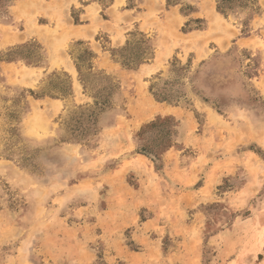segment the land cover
Wrapping results in <instances>:
<instances>
[{
    "label": "rangeland",
    "instance_id": "obj_1",
    "mask_svg": "<svg viewBox=\"0 0 264 264\" xmlns=\"http://www.w3.org/2000/svg\"><path fill=\"white\" fill-rule=\"evenodd\" d=\"M113 1L0 0V264H264V0Z\"/></svg>",
    "mask_w": 264,
    "mask_h": 264
},
{
    "label": "crops",
    "instance_id": "obj_2",
    "mask_svg": "<svg viewBox=\"0 0 264 264\" xmlns=\"http://www.w3.org/2000/svg\"><path fill=\"white\" fill-rule=\"evenodd\" d=\"M117 4H119L118 7H117L119 10L120 9L121 10H124V11H122L123 13H125V12L130 13V14H127L129 18L134 17V15L131 14L130 10L123 9L122 6L125 4V0H114L113 3L106 10V13L108 15H110V17L108 19H106V20L103 19L101 21L97 16H95L93 19H86V22L84 24H82V26H85V27H89L90 26L91 28H93V26L98 25V28H97V32L96 33H100L102 31H108L111 27L114 30L116 28H119V27H125V24H123L122 22H119L117 24L115 23V21H116V19H115V12H116L115 9H116ZM89 6H91V5L86 4V5H84L83 8L84 9H87ZM84 13H86V12H84ZM91 28H85V31L87 32L88 35H85V36L82 35L81 37H84V38H86L88 40H91L92 39V36H94V33L93 34H90V33H92V32H90L92 30ZM92 48H93L92 49L93 50V53L96 55V58H97V53H99L98 52V49L99 48L97 49L95 46H93Z\"/></svg>",
    "mask_w": 264,
    "mask_h": 264
},
{
    "label": "snow or ice",
    "instance_id": "obj_3",
    "mask_svg": "<svg viewBox=\"0 0 264 264\" xmlns=\"http://www.w3.org/2000/svg\"><path fill=\"white\" fill-rule=\"evenodd\" d=\"M157 133H154V132H149L148 133V137L151 138L152 136L156 135Z\"/></svg>",
    "mask_w": 264,
    "mask_h": 264
},
{
    "label": "bare ground",
    "instance_id": "obj_4",
    "mask_svg": "<svg viewBox=\"0 0 264 264\" xmlns=\"http://www.w3.org/2000/svg\"><path fill=\"white\" fill-rule=\"evenodd\" d=\"M22 2V1H21ZM22 4H27V3H22ZM18 6H19V4H18Z\"/></svg>",
    "mask_w": 264,
    "mask_h": 264
}]
</instances>
